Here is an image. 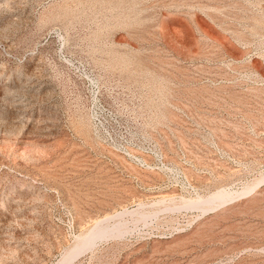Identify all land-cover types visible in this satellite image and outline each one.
<instances>
[{"label":"rangeland","instance_id":"obj_1","mask_svg":"<svg viewBox=\"0 0 264 264\" xmlns=\"http://www.w3.org/2000/svg\"><path fill=\"white\" fill-rule=\"evenodd\" d=\"M0 264H264V0H0Z\"/></svg>","mask_w":264,"mask_h":264}]
</instances>
